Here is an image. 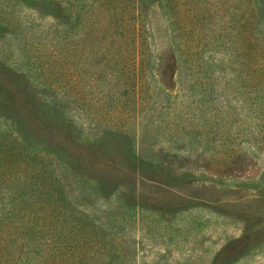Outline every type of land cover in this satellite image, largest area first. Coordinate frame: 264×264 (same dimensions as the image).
<instances>
[{
	"label": "rangeland",
	"instance_id": "obj_1",
	"mask_svg": "<svg viewBox=\"0 0 264 264\" xmlns=\"http://www.w3.org/2000/svg\"><path fill=\"white\" fill-rule=\"evenodd\" d=\"M131 2L147 37L151 81H157L148 96L168 101L167 112L150 104L134 121L109 115L82 68L76 92L94 93L89 106L87 92L72 101L53 92L52 79L41 78V30L60 17L46 16L55 12L46 2L18 0L0 6V66L14 80L0 81V138L19 134L29 153L42 149L55 157L48 170L38 161L41 190L53 169L71 208L87 216L97 240L107 241L100 253L87 254V264H264V148L250 144L247 111L215 117L232 113L242 100L237 87L225 90L218 81L223 60L235 59L230 38L238 39L237 28L251 14L263 16L264 6ZM208 69L213 74L205 82L212 86L179 89L196 73L204 80ZM248 88L239 89L245 99L261 90ZM92 105L99 109L94 117ZM120 124L131 127L128 136L113 134ZM34 184L29 179L20 188L33 194Z\"/></svg>",
	"mask_w": 264,
	"mask_h": 264
},
{
	"label": "trees",
	"instance_id": "obj_2",
	"mask_svg": "<svg viewBox=\"0 0 264 264\" xmlns=\"http://www.w3.org/2000/svg\"><path fill=\"white\" fill-rule=\"evenodd\" d=\"M14 1L18 0H0V6H11ZM125 1L41 0L55 11L46 16L53 17L55 21L60 17V22H50L41 30V59L44 60L41 78L46 73L54 83L52 91L62 93L68 101L73 97L75 100L83 97L80 91L87 92L85 104L88 102L89 106L92 98L96 97L94 93L85 88L76 92L78 71L82 68L87 72L85 75L90 87L95 86L100 91L99 98H96L100 99L102 109L107 110V103L109 115L134 121L136 114L150 104L157 105L161 112L169 109L170 104L168 101L151 102L148 96L150 82L155 86L157 83L151 81V77L156 79L151 53L140 13L131 0ZM215 1L218 6L229 3V0ZM233 1L245 9L264 6L260 0ZM14 6H18L17 3ZM262 11L263 16L253 13L240 24L237 40L230 38L231 44L228 45L232 47L235 59L227 58L220 66L226 70L229 68L230 75L226 70H220L223 68L217 70L219 83L225 90L230 85L237 87L242 100L232 113H215V117L226 115L231 118L247 111L253 123L250 144L259 149L264 148V8ZM62 19H66V23L61 22ZM199 67L196 71L200 73ZM258 68L261 72L257 71ZM6 69V64L0 66V81L5 80L6 85L14 83ZM208 72L204 74V80L199 74H194L190 84H181L179 89L192 90L195 86L203 87L205 83L212 86L213 81L205 82L213 74L212 70L208 69ZM248 87H261V90H251L245 99L240 90ZM167 91L171 92V89ZM211 104L214 105V101ZM97 110L90 117H94ZM163 116L159 114L158 117ZM98 125L105 127L107 124ZM119 126L122 130L113 134L128 136L127 129L131 127ZM12 137L11 141L6 136L0 138V264H75L76 261L87 264V254L100 253L107 241L97 240L87 216L71 208L66 201L64 186L53 169L49 173L51 181L41 190L38 161L42 162L43 169L48 170L55 163V157L42 149L30 150L29 153L19 134ZM220 141L226 144L224 138L221 137ZM8 150L12 151L11 154ZM29 179L35 180L31 191L35 193L26 195L20 186L25 189Z\"/></svg>",
	"mask_w": 264,
	"mask_h": 264
}]
</instances>
